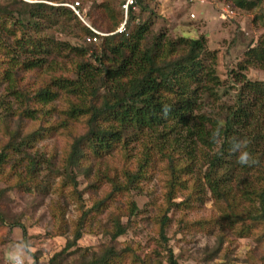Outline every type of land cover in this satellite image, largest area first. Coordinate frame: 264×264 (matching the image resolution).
<instances>
[{"label": "trees", "instance_id": "1", "mask_svg": "<svg viewBox=\"0 0 264 264\" xmlns=\"http://www.w3.org/2000/svg\"><path fill=\"white\" fill-rule=\"evenodd\" d=\"M152 1L132 0L125 11V0H0V83H6V94L13 101L24 105L15 117L24 120L36 119L37 113L50 115L57 101H66L56 126L40 127L28 134H23L20 126L9 131L0 151V174L9 160L11 171L17 172L13 154L19 155L17 159L23 157L27 168L26 178L12 188L30 189L27 181L34 180L43 155L32 156L28 150L34 147V141L44 138L45 130L56 129L65 120L77 122L85 117L86 127L73 137L61 169H55L64 174V184L78 183L74 168L88 161L89 153L99 158L122 144L128 155L126 146L130 141L143 147L133 170L124 171L126 183L108 177L112 188L96 204H104L112 212L108 215L112 230L105 229L109 244L90 258L81 253L74 264H151L147 257L139 259L128 244L119 250L113 244L126 232L130 220L122 223L120 212L125 208L113 205L118 192L131 189L147 169L156 166L155 155L167 163V182L172 191L186 187L184 176L195 172L199 158L201 166L207 164L202 173L207 187L216 199L226 200L232 217L241 213L232 207L245 203L255 210L251 218L264 221V80L251 78L256 69L264 72V39L247 47L236 70L230 72V81L235 85L231 86L217 74L216 53L205 50L204 36H171L162 28L152 34L154 18L147 14L154 13ZM235 1L241 8L252 4ZM68 4L78 12L88 7V25L112 33L99 36L96 42L87 41L93 31ZM98 13L106 18L105 22H97ZM121 23L122 31L114 32ZM60 26L71 29L79 43L58 41L47 34ZM27 74L40 76L31 91L20 88ZM220 87L225 95L234 90L232 102L220 100ZM217 129L219 139L213 143L211 137ZM233 140L246 141V150L256 163L239 164L231 151ZM91 170L87 167L83 173L88 175ZM99 176L93 175L91 184L101 185L104 180ZM127 206L129 218L137 214L139 208L133 201ZM84 219L73 224L72 239L49 259V264H60L66 251L77 245L85 229ZM167 221L164 214L159 229L164 261L154 258L153 264H179L168 245ZM14 225L24 229L20 223Z\"/></svg>", "mask_w": 264, "mask_h": 264}, {"label": "rangeland", "instance_id": "2", "mask_svg": "<svg viewBox=\"0 0 264 264\" xmlns=\"http://www.w3.org/2000/svg\"><path fill=\"white\" fill-rule=\"evenodd\" d=\"M246 1L252 3L250 7L241 8L235 0H153L154 13L147 14H153L152 34L158 33L162 28L171 36H204L205 50L216 53L217 74L222 81L233 86L230 72L236 70L237 63L250 44H256L260 38L264 39V0ZM87 9L85 6L82 12H78L79 16L74 13L86 22ZM95 18L99 23L106 20L100 13ZM70 31L72 30L60 26L50 29L47 34L58 41L65 40L72 44L78 42L73 37L74 32ZM103 33L108 35L112 32ZM71 61L67 60L69 64ZM25 77L20 88L23 91L35 89L34 85L40 76L27 74ZM251 78L264 80V72L256 69ZM220 89V100L232 102L234 90L225 95L222 87ZM65 105L66 101L60 99L50 115L37 113L36 119L19 120L15 113L24 105L13 101L6 94V83H0V118L4 120L3 126L0 125V151L9 131L18 126L22 127L23 134H28L40 127L59 124L62 118L59 110ZM32 106L36 107L34 104ZM85 120V117L77 122L68 120L66 123L65 120L64 125L51 128L54 130H45L44 138L34 141V147L28 151L36 157L42 154L43 162L36 165L34 180L27 181L29 190L25 189L26 186L22 190L12 188L27 176L23 157L17 159L19 155L13 154L16 156L17 165L14 169L17 172L11 171V160L2 169L0 264H13L9 254L23 245L31 248L30 259L26 257L24 264H49V259L72 239L70 229H73V224L80 222L84 216L83 234L77 245L66 251V257L60 264L77 263L79 255L84 252L90 258L93 252H98L109 244L110 236L105 233V229L112 230L108 219L112 212L105 209L104 204H96L112 188L108 177L122 184L126 183L124 171L133 170L143 147L136 141H130L126 146L129 156L122 144L99 158L89 153L88 161L74 168L78 183L75 186L64 184V174L61 170H56L61 169L62 160L67 155L73 137L85 131ZM156 160V166L147 169L148 172L137 184L115 195L116 204L113 207L119 205L125 208L124 212L119 211L122 223L130 219L126 232L113 241L117 250L128 244L135 249L139 259L147 257L151 264L154 263V258L156 261H164L165 253L159 244V229L160 220L166 214L168 221L165 234L179 264H264V221L250 217L255 215L252 206L240 203L235 208L232 207L241 210L239 217H232V211L226 207V200L216 199L207 187L202 175L207 164L201 166L199 158L196 160L195 172L184 176L186 179L183 178L186 187L180 186L172 191L167 182L166 161L160 159L159 155H155ZM87 167L92 168L88 175L83 173ZM19 173L20 177H17ZM98 174L99 179L104 181H101V185L91 184L93 175ZM233 184L236 185L235 180ZM131 201L139 210L129 218L127 204ZM15 223L22 224L24 229L14 225Z\"/></svg>", "mask_w": 264, "mask_h": 264}, {"label": "clouds", "instance_id": "3", "mask_svg": "<svg viewBox=\"0 0 264 264\" xmlns=\"http://www.w3.org/2000/svg\"><path fill=\"white\" fill-rule=\"evenodd\" d=\"M165 115L167 114V109L164 110ZM219 139V129L211 137V142L216 143ZM246 141L243 140H233L231 145V151L237 155V162L241 165H251L256 163L252 159L251 154L246 150ZM31 248L29 245L18 246L16 250L9 254V258L12 260L13 264H24V259L28 257L30 259Z\"/></svg>", "mask_w": 264, "mask_h": 264}, {"label": "built area", "instance_id": "4", "mask_svg": "<svg viewBox=\"0 0 264 264\" xmlns=\"http://www.w3.org/2000/svg\"><path fill=\"white\" fill-rule=\"evenodd\" d=\"M132 3V0H125V2L123 3V5H122V7L124 8V10L126 11L127 10V7L130 5ZM77 4V2L75 3V5ZM69 5V7H71L73 10H74V12L79 16V13H78V10L75 8V6L74 5H71V4H68ZM81 18V17H80ZM82 19V18H81ZM83 20V19H82ZM84 21V20H83ZM85 22V21H84ZM86 23V22H85ZM88 25V24H87ZM89 26V25H88ZM89 28L93 31V33H94V35H90V36H88V37H86V40L87 41H92V42H96L97 40H98V38H99V36H101V35H106V33H103V32H100V31H98V30H96V29H94V28H92V27H90L89 26ZM122 28H123V24L121 25V26H119L118 28H117V30L116 31H114V32H120V31H122Z\"/></svg>", "mask_w": 264, "mask_h": 264}]
</instances>
